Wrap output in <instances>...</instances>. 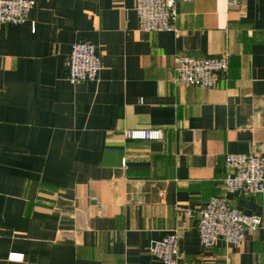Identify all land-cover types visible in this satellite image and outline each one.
<instances>
[{"label": "crops", "instance_id": "crops-1", "mask_svg": "<svg viewBox=\"0 0 264 264\" xmlns=\"http://www.w3.org/2000/svg\"><path fill=\"white\" fill-rule=\"evenodd\" d=\"M33 1L0 31V264H164L150 247L173 233L176 264H264V193L224 187L228 154H264V0L183 1L177 31L143 29L136 0ZM79 42L97 81L69 80ZM224 54L216 86L172 81L177 58ZM213 196L260 228L204 248Z\"/></svg>", "mask_w": 264, "mask_h": 264}, {"label": "built area", "instance_id": "built-area-1", "mask_svg": "<svg viewBox=\"0 0 264 264\" xmlns=\"http://www.w3.org/2000/svg\"><path fill=\"white\" fill-rule=\"evenodd\" d=\"M191 0H136L140 24L146 31H177L179 4ZM241 0H230L235 5ZM33 0H0V31L4 23L20 24L27 20ZM69 80L72 83L97 81L102 69L101 56L87 42L75 43L69 57ZM229 69V54L219 57H179L172 81L181 85L214 87ZM130 140H162L161 128H135L125 133ZM224 187L227 193L252 195L264 193V154L231 153L226 156ZM191 210H188L190 213ZM261 217L246 214L231 206L227 197L213 196L201 208L198 233L204 248L220 241L239 246L248 233L256 232ZM150 252L164 264H176L179 256L178 235L169 234L154 241Z\"/></svg>", "mask_w": 264, "mask_h": 264}, {"label": "trees", "instance_id": "trees-1", "mask_svg": "<svg viewBox=\"0 0 264 264\" xmlns=\"http://www.w3.org/2000/svg\"><path fill=\"white\" fill-rule=\"evenodd\" d=\"M239 195H242V194H239Z\"/></svg>", "mask_w": 264, "mask_h": 264}]
</instances>
